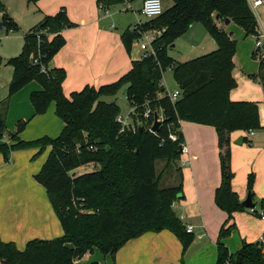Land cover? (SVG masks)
I'll use <instances>...</instances> for the list:
<instances>
[{
	"label": "trees",
	"instance_id": "16d2710c",
	"mask_svg": "<svg viewBox=\"0 0 264 264\" xmlns=\"http://www.w3.org/2000/svg\"><path fill=\"white\" fill-rule=\"evenodd\" d=\"M35 1L38 0H27L28 3ZM169 1L171 6L160 16L121 34L122 44L130 52L132 43L138 39L137 28L161 31L151 42L153 54L132 61L131 69L108 85L85 86L69 97L64 96L61 85L65 71L48 67L65 43L61 32L76 26L69 21L64 9L53 16H44L29 29L16 57L5 62L0 57V66L4 63L12 68L8 99L28 83L36 82L41 90L29 95L33 116L43 115L53 104L55 115L63 123L57 137L43 136L26 142L18 133L27 122H19L17 131L9 133L11 144H0L5 162L17 150L37 149L34 157L48 150L34 180L45 189L63 231L60 237L50 240H29L23 250H18L12 242L0 240V264H75L95 249L113 259L128 241L146 232L164 229L176 235L185 252L193 235L186 233L172 209L173 202L182 193V175L177 169V183L161 187L165 173H157L155 166L157 159H165V167L179 161L180 144L184 142L180 122L214 128L220 162V184L214 192V203L228 219L233 213L246 210L231 188L230 133L256 131L262 127L256 103L229 99V92L235 86L231 72L236 42L217 27L215 20L228 19L239 25L246 36L255 37V16L247 0ZM96 2L107 9L120 0ZM0 14L2 27L7 25L17 30L1 1ZM196 22L204 26L216 49L190 61L175 63L167 56L168 47ZM253 57L256 58L255 54ZM257 60L258 70L252 79L260 84L264 94V54H259ZM42 67L46 73L41 71ZM165 70L172 71L180 91L174 102L161 83ZM122 89L134 107V122L140 123L133 134L119 133L116 123L119 108L114 98ZM4 102H0V140L6 131ZM145 108L162 111L163 121L155 133L148 130L151 120L142 117ZM171 133L176 135L175 141L169 139ZM87 164H93L95 170L70 175ZM253 182L254 176L249 175L247 191L251 198ZM259 205L264 209V200ZM225 226L219 230L215 264H264L261 242H242L240 248L230 254L222 240L229 236L233 225Z\"/></svg>",
	"mask_w": 264,
	"mask_h": 264
},
{
	"label": "crops",
	"instance_id": "0c3cea01",
	"mask_svg": "<svg viewBox=\"0 0 264 264\" xmlns=\"http://www.w3.org/2000/svg\"><path fill=\"white\" fill-rule=\"evenodd\" d=\"M138 1L142 5V0ZM134 2L136 0L129 3L120 0L117 4L124 7L118 11L124 13L130 10L135 13L131 7ZM128 5L131 9H128ZM99 6L96 0H38L35 3V17L38 20L64 9L69 21L76 25L61 32L65 43L48 64L49 68L65 71V79L61 85L65 97L85 86L98 88L117 81L131 69L132 61L139 60L144 54L143 51V54L131 49L130 52L126 51L121 41L122 31L115 30L116 26L112 23L115 18L110 12L113 6L107 9H100ZM169 6L171 2L168 3L167 7ZM259 8L263 19L259 14L257 29L264 35V0ZM140 10L141 8L139 12ZM6 11L10 16L7 8ZM231 23L216 25L228 33ZM192 27L193 24L184 35L192 31ZM230 36L236 41L231 75L237 82V89L229 92V99L233 102L256 103L262 127L253 131V135L241 130L230 133V168L233 173L231 188L242 203L248 195V176L253 175L252 203H260L264 200V94L260 84L252 79V75L258 70V60L252 57L255 38L246 37L241 31L231 32ZM195 52L200 53V48ZM34 84L37 83H28L10 97L6 118L10 115L12 100L19 92L25 99L18 103L25 106L24 113L29 118L32 117L33 108L29 95L40 89ZM0 98L3 101V97ZM45 116L32 118L26 129L35 123L44 122ZM5 127L8 128L7 119ZM62 128L60 120L57 129L60 132ZM179 130L183 135L186 152L180 155L178 161V169L182 175V193L173 202L172 209L185 229L187 226L192 227L191 244L182 252L180 241L171 231L164 229L146 232L125 243L113 259L103 256L101 260L104 264H215L218 234L223 225H233L229 236L222 240L230 254L236 252L242 242L261 241L264 247V220L259 214L264 209L257 212V217L252 210L246 209L233 213L232 218L228 219L227 214L214 203V192L220 184L219 149L214 128L180 122ZM59 132L56 135L47 133L45 136L56 137ZM39 136L41 133H37L35 137ZM9 137L10 135L6 137L3 134L0 144H11ZM239 138H242L240 144ZM32 152L34 155V150L12 152L7 162L0 154V240L14 243L18 250H22L29 240H50L63 234L45 189L34 180L48 150L29 161V154ZM86 166L96 168L93 164H87L77 169L82 170ZM92 258L97 261L102 257L94 250L75 264H88Z\"/></svg>",
	"mask_w": 264,
	"mask_h": 264
},
{
	"label": "rangeland",
	"instance_id": "374dc122",
	"mask_svg": "<svg viewBox=\"0 0 264 264\" xmlns=\"http://www.w3.org/2000/svg\"><path fill=\"white\" fill-rule=\"evenodd\" d=\"M0 1L4 4L5 8L8 9V11L10 12V17L12 21L17 26V30H12L7 25L0 28V57L5 62L6 60L10 58L16 57L21 52L22 46H23L24 34H26L29 31V29H31V27L37 24L41 19L38 20L37 17H35L34 6H35L36 1L29 2V3L27 2V0H0ZM169 2H170L169 0H162V8L164 10L166 9ZM111 6L113 7L111 8L110 12L115 15V18L113 19L112 23L116 26L115 30H118L119 32L122 31L121 34L126 29H132L138 23L142 24L145 21H148L139 12V9L141 8V1L136 0V2L131 4V7L135 11V13L130 10L124 13H120L118 10L124 7V5L121 6L115 3ZM258 12L261 18L263 19L261 8H258ZM1 16L2 15L0 14V23L2 22ZM215 23H219L220 25H222L224 22L220 20H215ZM236 31H241L242 33L244 32V30L239 25L232 22L231 29L228 31V34H230L231 32H236ZM244 35H245V32H244ZM189 36H191L192 38H189ZM246 37H251V36H246ZM191 39H194V40H191ZM171 45H173V47H171ZM171 45L167 49V56L170 57L175 63H184V62L190 61L199 56L208 54L216 49V45L214 41L212 40L211 36L208 34L204 26L198 22L193 23L192 31L188 32V34L186 35H182L178 37ZM199 48H200V53H196L195 51L198 50ZM131 50L135 53L143 54V52L139 49V43L137 40H135L132 43ZM253 52L256 58H254L253 55L252 57L255 60H257V57L259 56V54L262 53L261 50H258L255 48V41H254V51ZM148 53H151V50H148ZM11 75H12V68L3 63L0 66V96H2L3 101H5L4 102L5 108L6 107L8 108V103L10 101V98L8 99V89H9ZM162 75H163L162 77L163 86L167 92H173L174 90L178 89V86L174 80L173 73L171 70H165ZM234 82H235V86L231 89L232 91L237 89L236 88L237 82L235 80ZM34 85H36V87H39L40 88L39 90H41V86L39 84H34ZM24 99L25 98L21 96V92H19L18 94H16V96L12 100L10 115L8 116V118H6L5 116V119H7V125H8V128L5 127L6 131L4 132L6 137L9 136V133L12 134L13 132L17 131V124L19 122H27L28 124L32 122V118L40 116V115L33 116L32 114V117L29 118L24 113L25 106L18 103L19 101L23 102ZM114 101L119 108L120 115H123L126 117L130 111L134 110V107L126 99L124 89L118 92V94L114 98ZM133 114L135 115L134 112ZM43 115H46L44 122L35 123L29 126V128L27 129H26L27 124L24 127H21L20 132L18 133V136L20 135L19 138L22 141L30 142V141L42 138L47 133L56 135L59 132V129H57V123L58 121L60 122V119L53 112V104L48 107L47 111ZM20 118H28V119H20ZM42 121H43V118H42ZM136 123L138 124V121H136ZM4 124H5V121H4ZM37 133H41V136L35 137ZM60 133L61 131L59 132V134ZM52 138H55V137H52ZM31 150H34L35 153L37 152V149H34V148L17 150L14 152L31 151ZM29 155H31V160L29 161L35 160L38 156H40L38 155L34 157L35 154L33 155V152L32 154H29ZM46 157L47 155L45 154L43 156V159H44L43 163L45 162ZM165 165H166L165 159H157L155 162L157 173H159L160 171H164L165 173L164 178L162 179V182H161V187H167L170 185H174L177 183V179H178V173L176 171L178 169V161L175 162V164L173 163V165L170 164L168 167H165ZM93 170H95L94 167L86 166L82 170L76 169L70 172V175L71 176L81 175V174L92 172ZM253 204H254V208L250 210H252L255 217H257L256 214L257 212L261 210V207L259 203H253ZM261 213L262 212L260 211L259 213L260 216H261ZM95 251L98 252L102 258H100L97 261L94 258H92V260L88 264H92V263L100 264V262L101 264H104L103 260H101L103 259V255L98 250L95 249ZM92 253H89V254H92ZM84 262H87V261H84Z\"/></svg>",
	"mask_w": 264,
	"mask_h": 264
},
{
	"label": "built area",
	"instance_id": "2783aa9c",
	"mask_svg": "<svg viewBox=\"0 0 264 264\" xmlns=\"http://www.w3.org/2000/svg\"><path fill=\"white\" fill-rule=\"evenodd\" d=\"M126 3L131 2L132 0H124ZM248 5L253 12L257 25L259 22V12L258 8L261 6L263 3V0H247ZM100 9L103 7L100 5ZM128 9H131V7L128 5ZM164 9L162 8V0H142V5H141V10L140 13L143 15L147 20L154 19L158 16H160L163 13ZM141 24H136L132 29H136L137 26ZM137 33H138V43H139V49L144 52L142 56H147L149 54H153V50L151 48V42L159 37L161 35L160 30H146V31H141L139 28H137ZM264 45V35L260 34L257 31V36H255V48L258 50H261V56L264 54V50L262 49V46ZM148 50H151V53H148ZM34 63H36V60H34ZM41 71L43 73H46L45 68H41ZM167 95L169 99L174 102L175 100L178 99L180 95V91L174 90L173 92H167ZM1 102V98H0ZM133 112L135 113L134 110L130 111L129 114L125 117L123 115H117L116 117V123L119 125V133H135L137 128L140 126V123L138 124L134 122L133 120ZM153 114V116H152ZM142 117L145 120H151L150 127L148 130L151 132V127L153 125L154 120L156 121H163V115L161 110H157L155 112H152L149 108H145ZM253 131H249L250 135H253ZM169 139L171 141L176 140V135L174 133L169 134ZM91 148V147H90ZM180 151L181 154L186 152V146L184 145V142L180 144ZM261 219L264 220V212L261 213ZM186 233L192 234L193 229L191 226L186 227ZM261 242V241H259ZM262 243V242H261Z\"/></svg>",
	"mask_w": 264,
	"mask_h": 264
},
{
	"label": "water",
	"instance_id": "95a60500",
	"mask_svg": "<svg viewBox=\"0 0 264 264\" xmlns=\"http://www.w3.org/2000/svg\"><path fill=\"white\" fill-rule=\"evenodd\" d=\"M229 22H230V20L225 19L224 20V25H228ZM0 28H1V25H0ZM171 47H173V45H171ZM262 49L264 50V45L262 46ZM160 124H161L160 121L154 120L153 125L151 127V132L152 133L157 132ZM241 141H242V138H239V141H238L239 144L241 143ZM241 204L247 209L254 208V204L252 203V198H251L250 194L247 195L246 199Z\"/></svg>",
	"mask_w": 264,
	"mask_h": 264
}]
</instances>
